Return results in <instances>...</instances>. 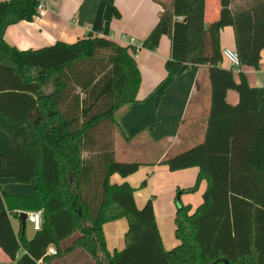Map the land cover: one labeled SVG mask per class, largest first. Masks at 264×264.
Wrapping results in <instances>:
<instances>
[{
    "label": "trees",
    "instance_id": "16d2710c",
    "mask_svg": "<svg viewBox=\"0 0 264 264\" xmlns=\"http://www.w3.org/2000/svg\"><path fill=\"white\" fill-rule=\"evenodd\" d=\"M0 0V178L36 179L32 195L0 192L1 264H264V87L235 81L223 62L220 32L231 26L240 65L258 69L264 49V0H219L218 17L205 22V0H168L141 47L170 38L166 76L183 64L208 66L210 107L204 138L160 160L171 171L198 167L192 186L175 198L177 245L163 246L152 197L138 207L126 177L142 165L122 161L115 136L127 138L120 117L136 101L141 74L137 47L88 34L18 49L4 39L7 26L31 21L39 2ZM118 15V12L115 11ZM238 94L230 104L226 93ZM206 181L191 210L181 192ZM145 180L141 184L144 185ZM42 211L31 239L15 232L11 217ZM125 218L124 247L110 253L103 225ZM54 246L55 254H46ZM46 254V255H45Z\"/></svg>",
    "mask_w": 264,
    "mask_h": 264
},
{
    "label": "crops",
    "instance_id": "0c3cea01",
    "mask_svg": "<svg viewBox=\"0 0 264 264\" xmlns=\"http://www.w3.org/2000/svg\"><path fill=\"white\" fill-rule=\"evenodd\" d=\"M167 1L45 0L46 9L40 19L33 17L31 21L13 23L6 27L3 36L7 43L23 50L49 46L56 41L74 42L88 34L124 46H132L128 45V39L134 38L135 45H140L134 58L141 82L136 101L120 117L127 138L120 137L124 141L123 145L116 146L115 143V153L122 161H139L142 165L134 174L126 177L114 174L111 180L116 183L127 181L133 186L138 207L152 197L162 243L169 250L178 243L175 226L170 221V215L176 211L173 201L179 189L194 184L198 167L171 171L159 162L203 140L210 107V85L208 66L205 64H183L176 78L166 76L164 64L170 56V38L167 35L161 36L155 49L141 47L142 41L158 22L162 5ZM219 11V0H205L206 23L216 19ZM123 35L126 41H122ZM220 45L221 48L234 49L231 26L221 30ZM221 66L232 68L233 78L237 82L243 73L250 86L264 87V49L261 51L258 69L241 65L232 67L226 59H223ZM226 99L230 104H236L237 92L229 89ZM7 144L8 136L0 130V152L6 150ZM144 180L145 184L141 186ZM35 186L36 179L19 183L12 178H0L1 193L32 195ZM205 188L206 181L201 180L198 187L200 198H195L196 204L201 202ZM184 196L183 200L189 199L188 195ZM11 223L15 232L23 229L21 233H24L27 240L35 234L27 219L24 227L18 217H11ZM126 229L125 218L103 225L106 247L110 253L124 247ZM0 261H10L1 247Z\"/></svg>",
    "mask_w": 264,
    "mask_h": 264
},
{
    "label": "built area",
    "instance_id": "2783aa9c",
    "mask_svg": "<svg viewBox=\"0 0 264 264\" xmlns=\"http://www.w3.org/2000/svg\"><path fill=\"white\" fill-rule=\"evenodd\" d=\"M45 9H46L45 3L43 1L39 2L37 7H36V13L34 14L33 17L35 19H40L41 16H43V14H44ZM121 39H122V41H126L127 38H126V36L123 35L121 37ZM128 45H134L137 48L140 47L139 44L135 45L134 38L128 39ZM222 55H223L224 59H226L232 67H239L240 66L239 55L235 49L228 48V47L222 48ZM26 219L30 222V224L34 230H38L41 227L42 211L41 210L30 211L27 213ZM55 253H56V250H55L54 246H49L47 248V252H46L47 255L48 254L49 255L55 254ZM0 264H1V261H0ZM36 264H45L44 256L38 258L36 260Z\"/></svg>",
    "mask_w": 264,
    "mask_h": 264
},
{
    "label": "rangeland",
    "instance_id": "374dc122",
    "mask_svg": "<svg viewBox=\"0 0 264 264\" xmlns=\"http://www.w3.org/2000/svg\"><path fill=\"white\" fill-rule=\"evenodd\" d=\"M120 137H122L120 134H117L116 136H115V143H116V146H118V144L119 145H123L124 144V141H122L121 139L122 138H120ZM123 142V143H122ZM117 157V156H116ZM117 159H119L120 160V158H117ZM146 165V164H145ZM200 193L201 192H199V190L197 189V190H195V191H192V192H181L179 195H178V197H179V199H180V201L182 202V203H184V204H190L191 205V210H194L199 204L197 203H195V198L197 197V198H200ZM184 195H188V200H183V197H185ZM177 196V195H176ZM176 196H175V198H176ZM182 197V198H181ZM195 203V204H194ZM173 204L175 205V208H176V204H175V199H174V201H173ZM174 215H175V210H174V212H172V214L170 215V221H171V224H174ZM29 225V224H28Z\"/></svg>",
    "mask_w": 264,
    "mask_h": 264
},
{
    "label": "water",
    "instance_id": "95a60500",
    "mask_svg": "<svg viewBox=\"0 0 264 264\" xmlns=\"http://www.w3.org/2000/svg\"><path fill=\"white\" fill-rule=\"evenodd\" d=\"M26 217H27V213L25 211H21L19 213V219L21 220L23 227L25 225Z\"/></svg>",
    "mask_w": 264,
    "mask_h": 264
}]
</instances>
